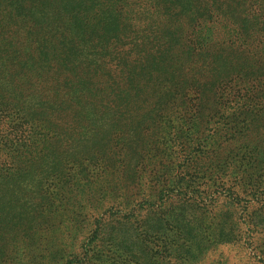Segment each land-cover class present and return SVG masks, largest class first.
I'll use <instances>...</instances> for the list:
<instances>
[{
    "label": "trees",
    "instance_id": "trees-1",
    "mask_svg": "<svg viewBox=\"0 0 264 264\" xmlns=\"http://www.w3.org/2000/svg\"><path fill=\"white\" fill-rule=\"evenodd\" d=\"M0 206L264 264V0H0Z\"/></svg>",
    "mask_w": 264,
    "mask_h": 264
},
{
    "label": "rangeland",
    "instance_id": "rangeland-1",
    "mask_svg": "<svg viewBox=\"0 0 264 264\" xmlns=\"http://www.w3.org/2000/svg\"><path fill=\"white\" fill-rule=\"evenodd\" d=\"M8 207L0 206V264H65L66 253L76 260L85 255L92 256L91 260L82 261L88 264H161L164 258L170 259L168 248L162 247V241L170 246L175 244L174 235L165 230H162L160 240L150 243V237L146 240L133 226L117 227L111 220L101 223L95 241L84 229L82 217L75 218L79 224L71 220L69 208L65 209L69 213L65 225L43 216L42 213L47 214L43 206L32 217L22 215L11 221L8 215L13 208ZM253 216L255 222L264 228V213L256 212ZM174 222L177 224L178 219ZM51 223L56 224L55 230H43V226ZM63 255L64 259L61 258ZM252 257L250 250L225 245L209 252L199 264H258Z\"/></svg>",
    "mask_w": 264,
    "mask_h": 264
}]
</instances>
